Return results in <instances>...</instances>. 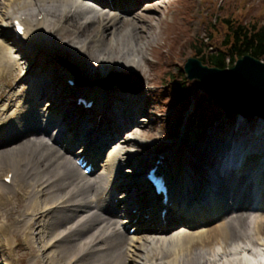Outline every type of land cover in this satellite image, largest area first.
Masks as SVG:
<instances>
[{
  "label": "bare ground",
  "instance_id": "bare-ground-1",
  "mask_svg": "<svg viewBox=\"0 0 264 264\" xmlns=\"http://www.w3.org/2000/svg\"><path fill=\"white\" fill-rule=\"evenodd\" d=\"M151 1L0 0V81L9 74L11 86L20 76L13 71L21 68V60L31 62L22 76V89L15 93L11 88L6 98L0 95V176L5 171L4 178L12 174L10 184L0 179V258L4 262L13 256L21 262L28 255L20 245L13 249L14 241L29 245L34 259L42 264H126L127 260L143 264H256V250L263 248L264 252V220L260 214L264 211V193L257 205L251 204V190L243 196L226 187L231 180L229 174L218 183L227 205L219 201V196L211 198L210 206L195 204L197 199L205 198L208 186L204 181L215 178L212 168L223 167L226 150L234 149L235 153L248 148L252 152V144L240 140L247 143L264 139L250 132L251 123L241 122L235 128L212 132L211 138L221 134L222 140L211 139L205 147L183 145L167 154L166 163L172 168L166 173L175 203L166 216L156 211L159 202L139 204L144 200L137 189L132 195L141 196L138 202L133 196L128 200L119 196V203L113 200L118 190L124 195L131 190L130 185L123 184L126 176L120 174L124 152L117 141L121 128L136 124L143 100L131 91L110 94L99 85L86 86L77 71L55 58L70 51L71 62L80 73L96 72L100 67L103 77L112 66L118 71L137 70L140 56L150 43L145 39L147 25L158 15ZM142 2L140 12L130 17L137 3ZM16 19L25 25L21 40L16 38L14 27L12 32L9 22L6 24L11 20L14 26ZM126 27L120 39L115 36L105 42L109 35ZM91 31L95 36L87 41ZM68 80L75 82L74 86ZM78 97L92 101L93 107L79 104ZM68 102H73L76 110L65 115ZM91 120L95 127L92 132L97 135L91 132L83 138L80 133ZM233 140L239 143L233 144ZM102 143L112 147L106 162L100 165L105 155L98 157L97 146ZM80 144L84 145L73 154ZM256 149L262 153L264 145ZM81 158L93 164L90 175L76 165ZM97 158L100 161L95 166ZM250 166L247 158L242 178ZM98 167L102 171L94 175ZM261 170L258 166L252 171L264 187ZM128 179L133 188L141 184L135 176ZM24 183L27 204L20 210L15 204ZM9 204L13 205L12 211L4 214L2 206ZM127 204L132 206L128 214L119 210ZM134 209L150 215L151 221L156 218L155 226L144 225L145 218L135 215ZM14 213H18L16 221ZM133 223L137 231L130 235L127 231ZM183 225L209 228L198 234L184 229L173 231ZM32 242L37 249L30 247ZM138 251L143 253L139 260Z\"/></svg>",
  "mask_w": 264,
  "mask_h": 264
},
{
  "label": "rangeland",
  "instance_id": "rangeland-1",
  "mask_svg": "<svg viewBox=\"0 0 264 264\" xmlns=\"http://www.w3.org/2000/svg\"><path fill=\"white\" fill-rule=\"evenodd\" d=\"M144 3L145 2L137 3V5L134 4L133 6L136 5V8H134L130 17L134 13L140 12ZM151 3L154 5L153 9L156 10L158 15L151 21L150 25H147L148 29L145 39H148L150 43L149 46L144 49L143 56H140L142 57L139 63L140 67H138L137 70L126 69L124 71H119L120 73L130 75L128 80H130L132 84L134 83L137 85V83L140 84L143 82V87L139 86V88H142V92L138 97L142 98L143 104L137 113V122L134 125L121 128V136L117 135L119 137L118 144L123 146L124 152V157H122L124 161L120 174L126 176L127 179L135 176L141 184L133 188L130 179L123 181L124 185H130L132 191L130 190L128 195H124L125 192L123 190H118L113 197V200L117 203L120 202L119 196H125L127 200L131 196L135 197V199L141 198V196L132 195L131 192H134L136 189V191L142 194L144 200V202L139 204L145 205L154 199L148 187L145 185L144 177L147 170L153 165V162L160 153L167 154L183 145H190L195 148L205 147L211 142V139H213V141L222 140V138H220L222 136L221 134L211 138L210 135L212 132L224 130L229 126L235 128L240 126L241 122L245 120H248L249 124L251 123V129L254 131L258 129L260 132L264 131V119L260 117L246 118L244 115L237 113L226 114L217 104L210 105L211 102L204 96L205 93L201 89L200 81L188 80L184 71V65L187 59L195 57L193 56V49H195V46L190 44L193 39L198 40L196 44L199 43V40L205 42L208 44L210 52H213L226 37V34L220 27L218 31H213L212 22L216 21V18L219 19L229 16L232 19L239 18L241 20L243 19L246 23L254 24V22L260 20L261 17H264V0H152ZM82 21L83 20H81V22ZM11 22L12 21L9 20L6 24L11 25ZM261 24L264 25V21L261 22ZM127 28L128 27L119 29V32L114 36L109 35L105 42L108 43L113 40L115 36L120 39L121 34H123ZM12 30L13 28L11 31ZM211 33L215 38L214 41L209 37ZM94 36L95 33L93 31L89 32L87 41L92 40ZM146 40H142L141 42L144 43ZM91 47L93 48V45H91ZM91 47L90 49H92ZM61 55L55 58L57 62H59V59L62 57L75 65L71 62L73 55L70 51L65 53L62 52ZM30 67L31 62L29 60H21V68L16 71L14 69L13 71L14 75H20L17 80L12 82L11 86H8V79L10 77L8 74L0 81V95H2V98H6L5 96L11 91V88H14V91H20L22 89V76L25 75ZM99 68L96 72L89 74H87V72H81L84 78L82 83L84 84L86 80L88 81L86 86H94L95 84L91 85L89 82L95 83L97 80L104 78ZM68 69L71 70L69 67ZM55 71L56 70H54V72ZM110 71L118 70L115 66H112ZM108 75L109 74L105 77H108ZM184 78L187 79L186 86L189 88V91L186 92L184 96H188V99L184 102H179L177 96L174 94V82L178 79L184 80ZM17 91H15V93ZM108 91L110 94L121 93L118 86ZM74 102H76V100H74ZM67 106V109H64L65 115H67L68 112L70 113L76 110V108L73 107V102H68ZM87 117L89 118V116ZM92 120L87 122V125L82 129L80 134H82L81 136L83 138L84 136L87 137L95 128L94 121ZM70 122V124L73 123L72 121ZM65 140L66 139H64V141ZM83 145L84 144L78 145L74 149V152L82 148ZM97 148L99 150L98 153L105 154L101 159V165L106 162L108 150L107 146L104 147L103 143L99 144ZM255 151L257 152V150ZM256 155L259 156L256 157ZM263 155L264 152L259 154L253 153L251 157H249V162L252 165L249 167L250 171L256 167V162H259L260 157ZM129 161L134 162L130 164ZM101 171L102 169L99 167L95 174ZM5 175L6 171L2 173L0 179H3ZM244 180L245 176L240 180V185L244 183ZM260 184H262V182H260ZM240 187L241 186L238 188ZM26 191L27 184L24 183L22 191L18 192L17 203L15 204L17 209L23 210L26 206ZM260 199L258 198L257 201L259 202ZM197 202L201 205V201L197 199ZM258 202L255 201V203ZM12 208L13 205L10 204L6 207L2 206L4 214L10 213ZM131 208V204H127L126 207L120 208L119 210L126 211L128 214L131 213ZM203 211L204 210L201 212L203 213ZM159 212L160 208L158 209V213ZM260 214L263 215L262 219L264 220V211ZM17 215L18 213L12 215L13 221H16ZM142 218H145V216H142ZM153 223H155V220L153 222L148 221L145 224L147 227H151ZM214 225L215 223L211 226ZM133 227L135 226L133 225ZM176 227L178 228H174V232L184 229V231L190 234H198L200 231L209 228L207 225H194L190 227L183 225ZM262 235L264 238V230H262ZM18 245H20L25 252H28V255L22 259L21 262H19L15 256L12 257V260L7 259L5 262L0 258V264H6L10 261L14 264H42L41 260L34 259L33 255L30 253L29 245L24 242L19 243L14 241L13 249L17 248ZM30 247L37 249V244L32 242L30 243ZM260 249L261 248H258L256 250L257 255L263 256V248ZM137 253V256H139L136 258L139 260V257L142 256L143 253L142 251H138ZM126 264H143V262L137 263L127 260Z\"/></svg>",
  "mask_w": 264,
  "mask_h": 264
},
{
  "label": "water",
  "instance_id": "water-1",
  "mask_svg": "<svg viewBox=\"0 0 264 264\" xmlns=\"http://www.w3.org/2000/svg\"><path fill=\"white\" fill-rule=\"evenodd\" d=\"M185 69L190 79L201 80L205 91L227 112L264 118V63L261 61L245 56L235 67L224 70L203 66L191 58ZM112 76L122 85L130 75L113 72ZM139 86L143 87V82ZM141 89L137 87L136 90Z\"/></svg>",
  "mask_w": 264,
  "mask_h": 264
},
{
  "label": "trees",
  "instance_id": "trees-1",
  "mask_svg": "<svg viewBox=\"0 0 264 264\" xmlns=\"http://www.w3.org/2000/svg\"><path fill=\"white\" fill-rule=\"evenodd\" d=\"M261 22L263 19L254 22V24H249L239 18L223 17L212 22L213 31H218L220 27L226 34L217 49L210 52L208 45L201 40L196 44L198 40L193 39L190 44L195 46L197 53L204 55L201 59L205 64L214 67H232L237 59L247 54L264 60V25ZM209 37L212 38V41L215 40L212 33ZM174 83V93L180 98L183 97L182 100L188 99V96H184L189 91L186 86L187 79H178Z\"/></svg>",
  "mask_w": 264,
  "mask_h": 264
}]
</instances>
